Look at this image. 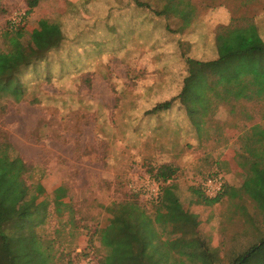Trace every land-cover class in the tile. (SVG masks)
Returning a JSON list of instances; mask_svg holds the SVG:
<instances>
[{
	"label": "rangeland",
	"instance_id": "rangeland-1",
	"mask_svg": "<svg viewBox=\"0 0 264 264\" xmlns=\"http://www.w3.org/2000/svg\"><path fill=\"white\" fill-rule=\"evenodd\" d=\"M26 1L0 0V50L8 47L3 38L7 28L20 26ZM226 1L190 0L210 5ZM247 15L235 13L230 27L246 26L242 19ZM85 57L77 61L73 72L78 75L71 78L58 68L50 79L23 72L19 79L28 91V103L0 97V145L8 147V159L18 161L11 167L15 187L0 194L14 199L27 190L32 195L33 187L40 183L44 193L35 205L42 200L44 205L30 221L38 236L54 240L53 264H101L107 249L100 244V231L109 223L108 208L113 204L135 202L158 222L155 227L162 238L170 237L162 224L167 214L151 196L155 192L159 195L164 186L153 175L168 165L174 174L165 185H171L183 209L197 217L202 249L214 255V264H232L264 235L260 210L241 190L245 173L238 165V138L243 133L249 135L254 125L264 126V102H210L200 88L194 92L195 99L185 96L183 100L187 109L205 106L202 116L196 113L189 117L178 105L151 115L149 108L154 103L171 99L176 92H122L120 78L125 68L118 57ZM172 81L176 89L178 80ZM43 91L56 96L50 108L32 105ZM259 172L264 176V162L253 167L248 183L252 193L264 181ZM216 179L222 183L218 192L226 186L227 192L235 188L238 195L229 193L219 203L206 206L190 189L208 195L206 184ZM60 185L67 194L62 204L56 205L53 192ZM260 192L263 197L258 201L264 210V187ZM1 207L0 203V221Z\"/></svg>",
	"mask_w": 264,
	"mask_h": 264
},
{
	"label": "trees",
	"instance_id": "trees-1",
	"mask_svg": "<svg viewBox=\"0 0 264 264\" xmlns=\"http://www.w3.org/2000/svg\"><path fill=\"white\" fill-rule=\"evenodd\" d=\"M39 1L41 0H27L20 26L7 28L3 35L8 47L0 50V97H9L16 103L25 100L28 93L19 79L23 72L28 76L50 79L52 75L55 76V68L62 72L74 71L64 69L69 63L66 60L68 57L61 59L62 52L67 51L65 41L74 32L70 28L65 29L59 17L56 19L58 22L35 17L33 14ZM160 1L161 5L152 0L148 1L149 4H139L156 6L160 10L157 15L166 14L182 20L188 17L189 12L180 6L181 0H167V6L164 0ZM245 24L246 26L221 28L216 37L217 58L207 62L189 60L181 92L171 99L157 103L149 110V114L171 110L175 105L185 108L189 117L200 114L201 108L204 109L205 106L187 109L184 106L186 101L183 100L185 96L186 99H195L194 92L200 88L207 93L210 102L230 99L264 102V40L254 24ZM27 26L30 30H27ZM41 96L44 97L42 93ZM35 101L37 102L36 99L33 102ZM261 116L264 120V109ZM197 124L194 123L196 127ZM238 140L241 142L238 165L245 173L241 190L260 210L264 223V210L258 201V197H263L260 187H264V181L260 182L259 189H254V193L248 187L254 165L264 162V126L254 125L249 130V135L243 133ZM7 148L0 145V193L4 195L15 187L11 167L18 164L17 158L8 159ZM173 174L174 170L170 166L162 165L153 175L156 182L164 184L154 202L167 214V220L162 224L167 227L170 237L163 239L155 227L158 222L151 219L135 202L113 204L108 208L111 212L109 223L100 231V244L107 249L101 264H214V255L202 249L204 243L198 235L197 217L185 211L173 187L165 185ZM258 177L264 176L259 172ZM33 188L35 194L29 195V191L24 190L14 199H7L0 194L3 212L0 221V264L54 263V240L38 236L35 225L30 221L37 209L44 205L43 200L35 205V201L44 193L43 186L37 183ZM227 189L225 186L215 197L204 195L198 189L190 191L204 205L212 206L229 193L232 197L238 195L235 188H230V192ZM53 193L54 203L62 204L67 194L66 189L60 185ZM232 264H264V235L236 257Z\"/></svg>",
	"mask_w": 264,
	"mask_h": 264
},
{
	"label": "crops",
	"instance_id": "crops-1",
	"mask_svg": "<svg viewBox=\"0 0 264 264\" xmlns=\"http://www.w3.org/2000/svg\"><path fill=\"white\" fill-rule=\"evenodd\" d=\"M148 1L41 0L33 15L53 22H58L59 17L65 29L73 30L74 34L64 44L67 51L62 52L61 59L68 57L69 62L64 69L72 70L76 61L85 60L84 56L88 60L116 56L125 68L120 89L128 93L156 91L178 95L187 76L188 61L207 62L217 58L216 37L221 28L234 22L235 13L248 14L242 20L254 24L264 40V0H227L217 5L181 0L180 6L189 12L184 20L157 15L160 10L156 6L140 5L149 4ZM164 2L167 6V0ZM63 74L70 78L78 75L73 71ZM172 79L178 80L176 89ZM164 84L167 88L161 89ZM42 95L32 105L52 107L50 97L56 96L45 91Z\"/></svg>",
	"mask_w": 264,
	"mask_h": 264
},
{
	"label": "built area",
	"instance_id": "built-area-1",
	"mask_svg": "<svg viewBox=\"0 0 264 264\" xmlns=\"http://www.w3.org/2000/svg\"><path fill=\"white\" fill-rule=\"evenodd\" d=\"M221 186H222V183H221V180L220 179H216V180H213L212 181H208V183L206 184V193L208 195H214L215 193L217 194L218 191L221 189ZM151 196L153 198H156L158 196L157 192L151 194Z\"/></svg>",
	"mask_w": 264,
	"mask_h": 264
}]
</instances>
